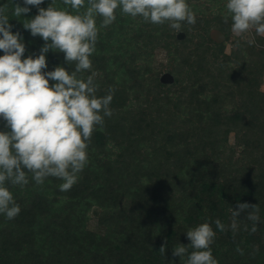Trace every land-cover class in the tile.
I'll list each match as a JSON object with an SVG mask.
<instances>
[{
  "label": "trees",
  "instance_id": "obj_1",
  "mask_svg": "<svg viewBox=\"0 0 264 264\" xmlns=\"http://www.w3.org/2000/svg\"><path fill=\"white\" fill-rule=\"evenodd\" d=\"M193 1L187 3L195 11ZM205 1L196 24L182 23L180 30L120 8L107 27L96 17L92 67L77 75L93 76L98 97L112 89V116L93 132L88 164L69 191H60L63 181L55 177L37 185L27 171V185L6 183L21 211L12 220L0 213V264H187L190 247L180 258L172 250L188 245L185 233L202 223L216 233L210 247L218 264H264V36L254 44L238 40L240 49L228 52L231 18L225 23L227 11L211 10L225 0ZM51 3L72 11L63 0L39 7ZM6 4L12 31L25 45L22 58H35L45 42L23 23L37 8L15 17L12 6H24L23 0H0ZM213 28L224 32V42L211 38ZM242 46L251 61L239 62ZM159 48L167 62L157 59ZM46 61L45 72L75 69L60 52L49 51ZM167 71L172 84L161 82ZM237 99L228 108L226 101ZM5 125L0 119V131H10ZM237 202L256 205L255 233L247 211L233 228Z\"/></svg>",
  "mask_w": 264,
  "mask_h": 264
},
{
  "label": "clouds",
  "instance_id": "obj_2",
  "mask_svg": "<svg viewBox=\"0 0 264 264\" xmlns=\"http://www.w3.org/2000/svg\"><path fill=\"white\" fill-rule=\"evenodd\" d=\"M43 3L44 0H23L24 6H12L15 17L28 14L29 6L38 10L34 18L23 23L32 37L39 36L45 42L35 58H22V36L12 31L8 4L0 6V51L4 53L0 55V119L10 129L0 131V213L8 220L18 216L21 208L6 183L27 185V171L37 185L55 177L63 181L60 191H69L88 164L87 149L93 132L97 126L103 128L105 117L112 116V89L98 97L93 76L84 79L77 75L92 67L90 57L98 38L96 17H101V26L107 27L116 20L115 11L120 8L123 14L140 16L152 24L167 22L175 30H180L182 23L196 24V14L187 0H63L71 12L57 9L52 3L46 9L39 7ZM226 9L224 22L231 18L234 34L240 36L254 29L257 35L264 36V0H227ZM49 51L63 53L65 62L74 63L75 69L69 72L57 66L45 72ZM246 211V218L254 222L251 232L255 233L258 209L249 203L237 202L232 210L233 228L236 218ZM214 222L217 228L224 229L219 219ZM185 234L190 243L173 248V257H183L190 247L187 264H218L210 247L216 233L209 223ZM165 251L166 242L159 249L161 253ZM237 251L243 255L241 249Z\"/></svg>",
  "mask_w": 264,
  "mask_h": 264
},
{
  "label": "rangeland",
  "instance_id": "obj_3",
  "mask_svg": "<svg viewBox=\"0 0 264 264\" xmlns=\"http://www.w3.org/2000/svg\"><path fill=\"white\" fill-rule=\"evenodd\" d=\"M193 3H195L198 7V9L194 11V13H199L200 10H205V6H206L205 3H207V2L205 0H201V1L194 0ZM223 3L224 4H216V5L214 4L212 6L211 10L215 11V12L218 11L219 9H223L224 11H227V9H226L227 0L223 1ZM255 36H257V34L255 33L254 29L250 30L249 32H246L240 36H237L236 34H234L232 32V37L227 43V51L231 52L233 49H236V48H237V50H239L240 48H239V46L237 47V44H236L238 40L250 41V40H253V38H255ZM242 43H246V42H242ZM241 50H242V53L240 54L239 62H243V60H246V59H247V62L251 61L253 58V55L249 52L250 50H248L244 46H242ZM156 53H157V59L158 60H160L162 62H167V56H166L165 50L159 48ZM166 70H168V69H166ZM262 88L264 90V83L262 85ZM236 101L238 102V99L235 101L234 100L233 101H226L228 108H231L234 105V103H236ZM230 143L233 145L235 144L234 135H231ZM95 227H96V218L94 217V214H91L90 228L94 229Z\"/></svg>",
  "mask_w": 264,
  "mask_h": 264
},
{
  "label": "water",
  "instance_id": "obj_4",
  "mask_svg": "<svg viewBox=\"0 0 264 264\" xmlns=\"http://www.w3.org/2000/svg\"><path fill=\"white\" fill-rule=\"evenodd\" d=\"M210 35H211V38L218 42V43H222L226 40V35L224 34V32L218 28H213L211 31H210ZM186 36V33L181 31L178 33V38L179 39H184ZM161 82L165 83V84H172L175 82V76L174 74H172L171 72L167 71V72H164L162 75H161Z\"/></svg>",
  "mask_w": 264,
  "mask_h": 264
}]
</instances>
